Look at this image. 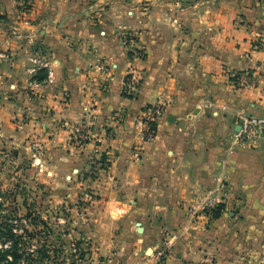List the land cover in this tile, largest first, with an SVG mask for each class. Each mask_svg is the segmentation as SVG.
<instances>
[{"label": "crops", "instance_id": "0c3cea01", "mask_svg": "<svg viewBox=\"0 0 264 264\" xmlns=\"http://www.w3.org/2000/svg\"><path fill=\"white\" fill-rule=\"evenodd\" d=\"M84 1L40 0L35 36L0 37L13 53L1 72L39 98L22 128L12 111L1 115L10 136L40 142L49 181L64 185L72 174L79 191L90 187L85 211L70 214L107 264H149L144 249L174 251L178 233L208 236V227L223 236L227 262L264 261V137L233 139L241 113L264 116V86L232 81L243 71L264 75V0H96L95 19ZM39 56L46 66L32 62ZM132 71L141 77L130 95ZM155 104L163 113L148 138L145 113ZM76 125L91 132L84 145L72 138ZM107 155L110 166L98 169ZM209 197L222 212L206 221L198 209Z\"/></svg>", "mask_w": 264, "mask_h": 264}, {"label": "rangeland", "instance_id": "374dc122", "mask_svg": "<svg viewBox=\"0 0 264 264\" xmlns=\"http://www.w3.org/2000/svg\"><path fill=\"white\" fill-rule=\"evenodd\" d=\"M184 1L193 4L203 0L170 2L185 3ZM39 2L40 0H0V37L9 43L11 39L21 40L35 36L33 32L38 29L41 20V13H38ZM83 4L90 10L92 18L99 15V11H95V7L99 5L96 0H85ZM135 35L137 33L129 31L124 39L136 37ZM11 56L13 53L8 44L4 48L0 47V117L4 112L12 111L10 122L19 129L31 120V112L36 111L39 106V98L18 77L14 79L21 91L12 88L7 72H1L3 62L10 63ZM32 62L40 67L47 65L41 56L32 59ZM8 123L9 119L0 120V249L4 251L16 245L22 255L21 262L33 264H107L108 257L96 251L91 238L80 228L81 222L70 214L74 206H77L79 214L85 211L82 209L87 208L94 195L89 191L90 187L83 192L79 191V186L71 183L72 174L66 179L70 183L64 185L49 181L42 161L40 142H35L31 136H10V132L12 135L15 133V128L9 131ZM94 175L97 176L95 173ZM64 199H68V202ZM215 209H220L221 214V205ZM198 210L206 221L214 217V214L209 216L203 214L200 208ZM194 215L192 221L198 220V211ZM207 231L211 238L203 233L194 236L178 233L172 240L176 245L174 251H170L167 244L156 246L155 251L150 246L147 251H142V257L150 261L149 264H264L260 258L255 259L249 254L240 261L231 259L227 262L223 257L226 254L219 246L223 236H216L217 230L209 227ZM191 236L196 240L193 247L186 244ZM231 239L227 237L226 241L230 242ZM162 240L166 242L167 238L162 237ZM204 250L207 252L203 253Z\"/></svg>", "mask_w": 264, "mask_h": 264}, {"label": "built area", "instance_id": "2783aa9c", "mask_svg": "<svg viewBox=\"0 0 264 264\" xmlns=\"http://www.w3.org/2000/svg\"><path fill=\"white\" fill-rule=\"evenodd\" d=\"M130 38V37H129ZM126 38L124 41L127 44H132L130 41L132 39ZM134 54L140 57L144 56V51L133 48L131 50ZM127 77V94L136 93L140 83V73L132 71ZM232 81L237 88H246L250 86H264V75L262 72L257 71H243L236 73L232 77ZM163 113V108L160 104L151 105L147 108L145 113L147 125L149 127L147 137L152 138L155 133V123L158 118L161 117ZM239 128L234 131L233 139L237 143H254L259 141L264 137V116L251 114V113H241L238 116ZM72 138L79 144L84 145L91 138L90 130L84 125H76L72 128ZM111 158L107 155L102 160L96 162L98 169H107L110 166ZM219 206V202L215 197H209L201 204V210L203 214L213 216L214 211Z\"/></svg>", "mask_w": 264, "mask_h": 264}, {"label": "trees", "instance_id": "16d2710c", "mask_svg": "<svg viewBox=\"0 0 264 264\" xmlns=\"http://www.w3.org/2000/svg\"><path fill=\"white\" fill-rule=\"evenodd\" d=\"M219 215H220V209L215 210L214 216L218 217ZM21 258H22V255L18 251L16 245L11 246L10 248L5 249L4 251L0 249V263L1 264H33L32 262L30 263H26L23 261L21 262Z\"/></svg>", "mask_w": 264, "mask_h": 264}]
</instances>
